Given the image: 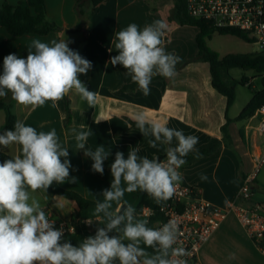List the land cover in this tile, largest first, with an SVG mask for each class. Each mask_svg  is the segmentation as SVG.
Here are the masks:
<instances>
[{"label":"crops","instance_id":"0c3cea01","mask_svg":"<svg viewBox=\"0 0 264 264\" xmlns=\"http://www.w3.org/2000/svg\"><path fill=\"white\" fill-rule=\"evenodd\" d=\"M20 1L22 0H0V3L14 5ZM44 1L46 17L58 30L45 36L30 34L13 37L4 28H0V74L3 72L4 57L15 54L26 59L27 47L32 40L50 43L52 40L59 42L65 39L68 46L77 43L74 51L92 64L87 74H80L78 78L90 91L96 93V102L93 107H89L73 90L66 95L69 118L65 121L63 99L55 104L49 100L35 108L18 104L11 98V93L7 97H0V100H11L16 121H23L38 132L54 128L59 142L69 148L70 179L62 184L55 183L95 202L97 199L102 200V192L111 187V164L117 151L124 153L125 158L133 148H139L138 155L149 159L165 156L168 148L166 145L158 143L156 148H152L149 140L153 137H144L131 124L135 123L133 117L136 114L143 113L149 123L165 124L169 128L183 130L186 136L199 138L196 149L204 155L180 168L182 182L197 186L203 199L217 207H224L230 202L238 190L241 177L252 167L250 150L256 138V116L253 114L236 120L252 95L241 108H237L235 92L233 104L229 109L226 108V98L211 86L209 65L195 59V37L198 30L180 26L170 19L174 1L106 0L92 11L89 1L84 0L81 15L76 11V4L80 0ZM156 20H162L167 25L162 46L166 52L181 57V61L176 65V75L173 78L154 76L149 85L150 93L144 95L126 73V69L122 65L112 66L110 59L118 55L115 49L117 32L131 23L142 29ZM223 55L225 54H220ZM241 78L247 80L245 86L258 84L260 89V82L255 74ZM4 119V112L0 110V134L5 132ZM97 120L100 122L96 123ZM81 125L84 126L83 129ZM81 130L92 133L88 137L86 148L94 150L103 145L110 152L105 160L110 167L103 166L102 175L92 171L93 161L85 157L83 149L76 148L75 135ZM173 144H176L175 139ZM0 152L11 157L21 154L17 145L10 148L0 146ZM201 175H206L207 180H202ZM72 177L76 178L74 182L71 181ZM138 193L139 190L126 192L120 205L113 203L112 211L118 212L126 204L134 205ZM261 194H264V169L253 188L252 204L264 205ZM34 195L40 200L43 209L48 208L60 217H70L77 209L74 202L48 192L38 190ZM45 196L48 197L47 200ZM224 249L228 251L224 253ZM222 255L233 264H264V255L252 244L233 216L227 217L202 246L199 264H211L212 259Z\"/></svg>","mask_w":264,"mask_h":264},{"label":"clouds","instance_id":"9594fccd","mask_svg":"<svg viewBox=\"0 0 264 264\" xmlns=\"http://www.w3.org/2000/svg\"><path fill=\"white\" fill-rule=\"evenodd\" d=\"M166 30V23L156 20L142 29L131 23L116 33L118 55L112 56L110 63L122 65L144 95L150 93L154 76L173 78L181 61L162 46ZM27 49L26 59L15 54L4 57L0 97L11 93L18 104L35 108L49 100L55 104L74 90L89 107L94 106L96 93L78 78L87 74L92 64L70 49L65 39L50 43L34 39ZM133 119L144 137H153L149 140L152 148L158 143L169 145L166 159L140 156L139 148L129 151L127 158L117 151L111 164V187L102 192L103 199H97L92 209L104 227L78 246L61 242L63 228L54 227L34 195L38 190L46 193L53 182L62 184L70 179L69 148L59 142L54 128L38 132L20 120L15 121L13 130L0 134V146L17 145L21 150L0 163V264H187L183 257L189 253L176 246L179 230L174 221L150 227L149 219L141 217L134 205L126 204L118 212L112 211V206L120 205L126 192L137 190L145 191L157 205L170 200L182 182L178 169L187 163L186 157L192 154L194 159L200 158L196 149L199 138L165 124L149 123L143 113ZM91 134L77 132L76 148L83 149L85 157L93 161L92 171L102 175L110 152L103 145L86 148ZM201 179L207 180V176L201 175ZM113 231L118 235L110 236Z\"/></svg>","mask_w":264,"mask_h":264},{"label":"built area","instance_id":"2783aa9c","mask_svg":"<svg viewBox=\"0 0 264 264\" xmlns=\"http://www.w3.org/2000/svg\"><path fill=\"white\" fill-rule=\"evenodd\" d=\"M185 7L193 19L211 22L216 28L231 27L245 32L252 41L254 53L264 52V0H185ZM254 114L257 125L256 138L250 150L252 167L241 177L238 190L230 202L224 207H217L203 199L197 186L180 182L173 197L157 210L160 218L154 227L169 221L178 225L176 246L189 253L183 257L187 264H199L200 249L229 216L236 219L252 244L264 255V205L251 202L253 188L264 169V104ZM43 210L49 220L54 221L55 228H63L62 240L73 236H84L86 239V234H95L97 228L104 227L99 223L100 217L73 219L71 216L60 217L48 208ZM152 215V210L142 208L141 217ZM87 220L92 223H86Z\"/></svg>","mask_w":264,"mask_h":264},{"label":"trees","instance_id":"16d2710c","mask_svg":"<svg viewBox=\"0 0 264 264\" xmlns=\"http://www.w3.org/2000/svg\"><path fill=\"white\" fill-rule=\"evenodd\" d=\"M84 0H80L76 4V11L79 15L81 12V5ZM91 5V10H95L98 5L106 0H88ZM174 7L172 9L170 19L180 26H190L198 30L195 37V43L197 47L196 60L205 62L209 65V71L211 76V86L220 95L226 98V108L229 109L235 99V89L237 86H245L247 80L241 78L236 80L230 75V70L240 69L249 70L254 72L255 77L259 79L260 89L253 91L252 97L241 111L236 120H241L250 117L254 114L256 109L264 104V52L259 53H227L220 56L218 52L211 49L207 42L211 40L213 35L221 37H233L244 43H252L247 34L239 29L224 27L216 28L211 22L205 20H196L191 18L185 7V0H173ZM0 28H4L6 32L13 37H21L24 35L35 34L38 36H45L49 33L58 30V27L51 23L46 17V7L44 0H22L14 5L8 3H0ZM77 43H73L69 46L74 50ZM66 118H69V104L66 96L63 98ZM0 110L4 112L5 119L3 129L13 130L16 117L13 113V106L11 100L8 98L0 100ZM136 126V123H131ZM224 131V128H222ZM169 147V145H166ZM175 146V144H173ZM204 153H200V157ZM159 160L166 158L165 156H156ZM8 156L0 152V163L7 159H11ZM187 163L195 160L192 154L186 157ZM103 166H108L105 161ZM110 167V166H108ZM48 193L60 197L64 200L72 201L76 205V211L71 214V218L75 219H89L97 216L92 215V209L95 207V202L83 198L81 195L74 191L66 190L58 186L55 182L47 189ZM163 204V203H162ZM161 204V205H162ZM161 205H157L145 192L142 197L137 196L134 206L137 213L140 215L142 208L147 207L153 211V215L150 216L149 226L154 227L159 220L158 208ZM94 233L86 234L88 236H94ZM109 235H118L115 231L109 233ZM84 236L65 237L61 242H70L74 246H78L83 240ZM148 251H152L148 249Z\"/></svg>","mask_w":264,"mask_h":264},{"label":"rangeland","instance_id":"374dc122","mask_svg":"<svg viewBox=\"0 0 264 264\" xmlns=\"http://www.w3.org/2000/svg\"><path fill=\"white\" fill-rule=\"evenodd\" d=\"M209 47L219 54H227V53H254L255 48L250 43H244L236 38L233 37H221L217 35H213L211 40L209 41ZM230 75L233 78L240 79L242 76L249 77L250 75H253L254 72L249 70H240V69H232L230 70ZM251 84V87L249 86H237L235 89L236 92V106L237 108H241L244 103L247 101L248 97L252 95L253 91L255 89H259L258 84L254 85ZM256 87V88H255ZM262 197H264V194H261ZM63 216L62 214H60ZM228 251L224 249V253ZM114 264H119L118 261H115ZM211 264H233L230 262L229 259L226 258L225 255L215 257L212 259ZM253 264H262L260 262H255Z\"/></svg>","mask_w":264,"mask_h":264},{"label":"water","instance_id":"95a60500","mask_svg":"<svg viewBox=\"0 0 264 264\" xmlns=\"http://www.w3.org/2000/svg\"><path fill=\"white\" fill-rule=\"evenodd\" d=\"M145 194V191H139V193H138V196L139 197H142L143 195ZM124 206H126V205H123V206H121L119 209H121V208H123ZM119 211V210H118Z\"/></svg>","mask_w":264,"mask_h":264}]
</instances>
